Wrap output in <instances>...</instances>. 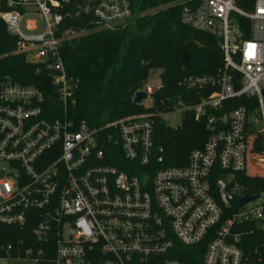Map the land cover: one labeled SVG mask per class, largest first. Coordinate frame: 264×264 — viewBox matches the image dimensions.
Instances as JSON below:
<instances>
[{"label":"built area","instance_id":"2783aa9c","mask_svg":"<svg viewBox=\"0 0 264 264\" xmlns=\"http://www.w3.org/2000/svg\"><path fill=\"white\" fill-rule=\"evenodd\" d=\"M69 3L0 0L15 53L49 71L58 103L51 106L34 87L0 83V225L23 228L29 221L40 242L52 241L49 261L40 259L43 251L26 252L34 263L264 264V193H246L238 183L255 151L264 156V0L250 11L234 0L182 1L181 24L220 41L224 70L180 81L187 91L209 93L168 114L206 120L209 136L186 166L174 168L159 167L153 115L100 129L69 118L75 82L61 48L84 33L63 28L72 16L60 11ZM82 14L96 29L113 30L131 19V3L86 0L74 17ZM235 100L245 105L233 108ZM253 137L260 143L254 151ZM245 196L258 198L239 206Z\"/></svg>","mask_w":264,"mask_h":264},{"label":"trees","instance_id":"16d2710c","mask_svg":"<svg viewBox=\"0 0 264 264\" xmlns=\"http://www.w3.org/2000/svg\"><path fill=\"white\" fill-rule=\"evenodd\" d=\"M85 1L70 0L60 11L72 16L65 20L64 29L85 32L64 42L61 48L66 76L75 82L69 118L75 125L85 123L91 129H100L128 116L153 115L155 146L162 150L158 154L162 157L159 167L186 166L190 152L202 149L209 136L206 120L196 122L191 115L184 114L181 126L173 129L161 117L180 102L189 105L206 97L209 91H187L179 83L186 76H216L224 70L220 41L181 24L183 0H130L131 19L113 30H96L90 15L74 17L77 6ZM255 1L234 0V4L250 11ZM6 9L2 4L0 11ZM150 11L155 12L148 14ZM234 18L241 30L249 29L246 20ZM6 29L0 19V83L9 80L39 89L57 108L49 71L26 55L16 54V40ZM183 54L190 58L187 68L181 64ZM153 71H160L162 85L150 95L151 106L144 108L132 99L136 93L146 91L148 76ZM231 105L235 108L245 104L244 100H235ZM252 139L250 146L254 151L260 143L257 138ZM251 169L248 167L247 176H239L240 187L249 194L264 193V171ZM33 230L35 224L29 221L23 228L0 225V259L22 260L29 250L34 256L43 251L42 260L53 258L52 241L40 242Z\"/></svg>","mask_w":264,"mask_h":264},{"label":"rangeland","instance_id":"374dc122","mask_svg":"<svg viewBox=\"0 0 264 264\" xmlns=\"http://www.w3.org/2000/svg\"><path fill=\"white\" fill-rule=\"evenodd\" d=\"M154 12L155 11H150V12H148V14H152ZM31 19L34 21L39 20L37 16H33ZM96 30H102V29L98 28ZM83 34H85V32L82 33V35ZM161 85L162 84H161V80H160V71L151 72L148 76L145 87L149 88L151 90V92L154 93L159 89V87ZM141 105L144 108H149L151 106V100H150L149 94H147V98L144 100V102L141 103ZM162 118H163V121L171 128L179 127L182 124V115L179 112H175L172 114H166V115L162 116ZM254 156L255 157H253V161L250 162V164H249V168L251 166L254 171L255 170L256 171H262V170L264 171L263 168L259 167L260 162H263L264 156L262 155V153L259 150H257V151H255ZM0 264H34V262L29 258H25L22 260L0 259Z\"/></svg>","mask_w":264,"mask_h":264},{"label":"water","instance_id":"95a60500","mask_svg":"<svg viewBox=\"0 0 264 264\" xmlns=\"http://www.w3.org/2000/svg\"><path fill=\"white\" fill-rule=\"evenodd\" d=\"M189 56L187 54H183L181 58V64L187 68L188 63H189ZM147 98V94L145 92H138L134 95L132 101L136 105H141L142 102ZM258 196L250 197V196H245L242 199L239 200V206H243L249 202H252L253 200L257 199Z\"/></svg>","mask_w":264,"mask_h":264}]
</instances>
